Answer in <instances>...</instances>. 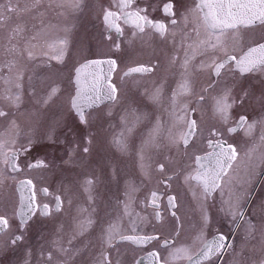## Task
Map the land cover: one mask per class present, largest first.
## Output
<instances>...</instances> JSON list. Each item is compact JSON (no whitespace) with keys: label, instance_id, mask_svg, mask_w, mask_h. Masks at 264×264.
Returning a JSON list of instances; mask_svg holds the SVG:
<instances>
[{"label":"flooded vegetation","instance_id":"obj_1","mask_svg":"<svg viewBox=\"0 0 264 264\" xmlns=\"http://www.w3.org/2000/svg\"><path fill=\"white\" fill-rule=\"evenodd\" d=\"M169 0H137V4L133 7L148 6V14L153 20H163L169 23L171 17L164 15L163 5ZM197 0H172L174 4V11L176 13L175 19L177 25L172 26L169 23V33L166 36H160L152 29H145L143 34L132 35V29L126 25L121 24L124 28V34L121 36L114 31H109L101 16L102 23L107 30L108 37L112 38L111 55L102 58H91L85 60L86 63L90 60L98 59H115L117 61L116 70L112 74L111 82L116 84L118 90L123 82L129 83H144L147 93V109L152 108L153 113L158 118H162L165 104L170 101V96L176 86L177 81L180 80V73L183 71L181 63L184 59L187 44L196 39V34L193 28L196 27V20L194 16H189V21L185 25L182 15L188 14V10L194 7ZM102 6L105 9L116 10L113 5V0H102ZM153 8L155 9L153 11ZM173 32L175 35L173 36ZM187 34V36L185 35ZM201 38H203V30L201 29ZM228 48L229 54L241 55L242 51H246L248 47L254 46L257 43H264V25L257 24L249 28H241L238 32H229L223 37ZM120 45V49L115 48L116 44ZM191 54V49H188ZM213 55L224 59L222 52H207L203 55H197L190 65V80L192 85L191 95L186 97H193L198 93L200 81L207 79L209 81L207 86L208 104L207 113L210 119L215 123L210 126L206 137L199 141V113L197 104L194 102L189 107L190 118L197 122L196 135L191 138L189 145L185 148L183 145L179 147L170 146L169 158L174 166H180V172L170 175V180H177L180 192L174 191L171 181L166 178H161V184L164 187L162 192H157L159 195V211L161 212V219L155 218L156 208L149 206L151 199L143 197L142 207L154 219L144 222L140 225L143 231H135L124 233L120 235H157L160 237L159 241H152L147 245H136L130 242H124L119 239V235L113 240L112 247H109L104 253H107L111 264H136V261L146 252L156 250L160 252L161 261L168 258V251L172 247L186 245L191 247L193 254L203 246L196 241L197 236L203 229L208 237L221 234L227 239L225 244H233L235 251L239 253L243 248L242 258L234 257L233 250L225 248L222 256L204 259L202 264H236L237 259L242 260V264L247 263V245L254 244L256 251L250 264H257L258 259L262 257L263 247L260 244V229L264 227V214L254 210L264 205V141L261 140V135H264V124L257 123L256 128L251 134H247L246 127L237 128L235 132H228L229 127H236L237 121L241 115L246 116L248 121L264 120V71H257L241 75L238 71L227 69L222 71V74L217 78L211 69L207 71H197L196 65L201 61L207 62ZM176 57L175 62L172 58ZM80 64V65H81ZM53 64H48L50 73L47 76H42L25 83L23 79L22 96L28 98H42L47 94L50 87L62 86L60 82L61 75L56 71H61ZM139 65L152 66L154 70L146 74H133L129 77H123V73L130 67ZM53 66V67H52ZM228 68H233V65H228ZM77 69V68H76ZM76 69L73 75L74 95L76 92V85L74 78ZM25 78V75L23 74ZM163 84V98L159 104L153 103L149 100V95L156 87ZM29 88L36 95L28 93ZM59 91L54 101H64V89ZM225 89L231 90V98L235 99L237 103L231 110V118L227 124L223 123L219 116L214 111V98L222 94ZM247 93V95H245ZM72 95V97L74 96ZM132 96V95H131ZM130 96V97H131ZM119 98V91L118 97ZM72 99V98H71ZM70 107L73 113V119L79 123V127L57 126L60 123L57 118H51L55 112L50 105L43 107L44 110L35 111V126L30 120L24 123L27 117H15L11 113L7 116L1 117L4 126H0V139L9 140L13 138V133L18 131V135L14 136L15 143L10 144L9 147L18 152L16 163L20 171H12L10 167L0 164V169L3 170L4 182L0 184V215L5 216L9 220V229L5 233L0 234V264H100L103 259L101 255L103 252L98 249L99 246H107L104 238V230L111 223H118V217L115 216L118 207L94 208L87 206V192L84 196L78 195V189L85 187V181L89 178L87 175V167L91 164L89 155L93 151V137L94 130L90 131L92 125L91 119H95L94 114L98 113L104 107L115 105L117 100L109 101L89 107L85 109V116L87 123H82L75 109ZM182 97L180 98V102ZM204 101V100H203ZM198 96L196 97V102ZM242 101V102H241ZM187 103V100L184 101ZM137 105L132 106V112H138ZM171 118L174 119L173 116ZM13 119L18 125V129L11 128V121ZM12 120V121H13ZM91 122H90V121ZM175 121V120H174ZM176 124H178L176 122ZM22 125V126H21ZM41 126L46 127L44 130H35ZM48 129L52 131L47 132ZM132 129V128H131ZM176 130V129H175ZM183 131H186L182 128ZM213 130L219 132L221 135L213 136ZM180 131H177L180 133ZM43 140L41 143L36 142L35 139ZM93 136V137H92ZM175 136V135H174ZM133 143H138L132 132ZM223 140L228 144L235 146L237 158L232 162V168L228 170V175L222 182L224 194L221 195L220 189H217L210 197L203 199L202 188L196 181L185 183V175L195 174L196 164L194 162L195 155H202L210 151L207 147V141ZM33 141V142H31ZM204 141V149H201ZM137 144H135L136 149ZM148 146L145 144V147ZM88 148L85 152L84 149ZM11 155V152L8 153ZM145 156H149L147 149H144ZM37 161H43L47 167L44 168H29L30 164ZM159 165V164H158ZM157 165V169H158ZM73 168L75 174H71ZM31 179L35 185L37 193L36 203L38 205L48 204L49 214H43L38 207L34 214H30L27 224L23 227L20 223V189L19 181ZM94 182V178H90ZM231 181L230 184L227 181ZM165 181H167L165 183ZM175 185V187L177 186ZM42 188L49 190V195L44 196L41 193ZM193 191L196 195H193ZM229 191L234 193H244L242 201L243 210L246 218H251L256 224L257 231L255 239H249L245 242V224L241 222L239 229L236 228L232 218L224 211H221L225 205L223 201L228 199ZM60 196L62 204L59 211L56 210L55 197ZM175 197V207L168 203L169 197ZM203 203L209 216V222L205 225L203 220L204 211L201 208ZM86 208L87 213H81L80 209ZM121 209V208H120ZM108 210V211H101ZM175 215H172V213ZM91 214L94 223L83 235L77 234V224L84 218V216ZM99 222V227L96 224ZM158 227V230H152V226ZM99 228H101L99 232ZM95 231V232H94ZM20 235L23 237L16 245L9 243L13 236ZM169 239L174 241L169 248H164L163 240ZM71 241V243H69ZM119 246L123 247V251L118 250ZM258 246V250H257ZM262 247V249H261ZM67 251H64V250ZM52 253V260H48V253ZM101 255V256H100ZM176 264H188L186 260L176 262Z\"/></svg>","mask_w":264,"mask_h":264},{"label":"snow or ice","instance_id":"obj_2","mask_svg":"<svg viewBox=\"0 0 264 264\" xmlns=\"http://www.w3.org/2000/svg\"><path fill=\"white\" fill-rule=\"evenodd\" d=\"M41 3V0H33L32 7H37ZM137 4V0H113V5L116 10L105 9L103 20L109 31H114L119 35L124 34V28L121 24L130 27L132 35L143 34L145 29H152L160 36H166L169 33V23L174 27L177 25V20L175 19L174 4L172 0L163 5L162 11L165 16L171 17L169 23L163 20H153L148 14V6L145 7H133ZM58 7L70 6L73 8H79L80 0H59L57 4ZM19 9L12 4V0H8L7 5H0V26H3L4 22L10 19V16L6 13L16 12ZM25 11L27 9H24ZM155 9L153 8V11ZM194 16L196 20V27L193 31L196 34V39L191 43L187 44L185 50L184 59L181 63V68L183 71L180 73V80L177 81L175 88L173 89L170 96V107L172 109L170 115L174 117L175 122L186 124L187 130L180 133L177 136L169 134V143L173 146L179 148L183 145L185 148L190 143L191 138L196 135L197 132V122L195 119L190 118V110L187 103H180V98L191 95L192 85H191V72L190 65L191 62L196 58V56L203 55L207 52H222L224 54V59H219V57L213 55L207 62L201 61L196 65L197 71H207L211 69L213 74L219 78L222 71L227 69L228 71L236 70L241 75L248 73H254L257 71H264V43H257L254 46H250L246 51H242V54L237 56L229 54L228 48L225 44L223 37L229 33H236L241 28H249L257 25H264V0H197L194 7L188 10V14H183L182 19L187 25L189 21V16ZM201 29L203 30V38H201ZM24 31L21 25H17L13 29V36L9 37V40L15 38V36L20 35ZM175 33L173 32V36ZM187 36V34H185ZM33 40L37 39L36 36L32 37ZM61 47L58 54L53 59L62 61L64 52L66 50L67 41L60 40ZM34 47V45H33ZM51 47H54L51 46ZM117 50L120 49V45L117 43L115 45ZM188 49H191V54ZM16 51V46L13 45L8 49L9 53ZM27 56L29 59L34 58L32 51L27 50ZM176 57L172 58L174 63ZM228 65H233V68L229 69ZM117 61L115 59L109 58L106 60H93L81 64L76 69L75 84L76 92L71 99V106L76 110L79 119L82 123H87L85 116V109L91 107L92 105L98 103L102 98H107L111 101H116L118 97V88L116 84L111 82L112 74L116 70ZM4 68H7L8 74L5 76H0V80H3L5 88L2 93H0V99L7 101L10 105L19 106L22 101V81L24 79L22 70L17 67L15 60L7 61L3 65H0V72ZM15 70V71H14ZM154 70L152 66L139 65L135 67H130L123 73V77H129L133 74H146ZM31 79V78H29ZM15 89V91L13 90ZM59 92L58 86L50 87L47 94L42 98V103L47 105L53 97ZM247 95V93H245ZM149 100L153 103L159 104L163 98V84L155 88V90L149 95ZM204 97L199 96L198 101H203ZM38 103L41 101L38 100ZM242 102V101H241ZM237 103L235 99L231 98V90L225 89L222 94L214 98V111L220 120L227 124L231 118V110L233 106ZM135 122H139L142 118L136 115L135 110L132 114ZM7 116V113L0 108V117ZM124 119V118H122ZM125 119V123L127 124ZM257 123L264 124V120L261 121H248L246 116L241 115L237 121L236 127H229L228 132H235L237 128L246 127L247 134H251L256 128ZM175 126V125H174ZM11 128L18 129V125L13 120L11 121ZM160 121L157 120L156 126L153 128L152 132L149 134V140L146 144H152L155 147H159L156 140L160 134ZM131 128H127L128 132H131ZM18 131L13 133V138L9 140L0 139V164L7 165L12 171H20L17 166L16 158L18 152L14 151L9 147L10 144L15 143L14 136L18 135ZM213 136L221 135L219 132L213 130ZM261 140L264 141V135H261ZM115 143L123 150L126 148V143L124 139V133L121 132L120 135L115 139ZM207 147L210 151L205 152L202 155H195L194 162L196 164L195 174L189 173L185 175V183L190 181H196L197 184L202 188L203 199L210 197L217 189H220L221 195L224 194V188L222 187V182L224 178L228 175V170L232 168V162L237 158V152L235 146L228 144L223 140H212L207 141ZM85 152L88 148L84 149ZM11 152V155L8 153ZM141 160H144L143 154L141 155ZM29 168H44L47 165L43 161H37L28 166ZM142 169L146 166L141 165ZM165 165L163 163L158 165V171L164 172ZM172 177L169 176L167 179L170 180ZM6 177L4 176L3 170L0 169V184L4 182ZM167 181H165L166 183ZM92 179H87L85 181L84 190L87 192L88 199L92 200ZM228 184L231 181H227ZM20 189V223L23 227L27 224V220L30 214H34L35 209L38 207L42 210L43 214H49V205L43 204L38 205L36 203L37 193L35 191V185L31 179L19 181ZM41 193L44 196L49 195V190L47 188H42ZM134 192L135 189L133 188ZM130 195V194H129ZM193 195L196 193L193 191ZM244 199V193H234L229 191L228 199L222 203L225 207H222L221 211H224L228 216H230L239 229L241 222L245 224V237L244 240L247 242L249 239H255V233L257 231L256 224L251 218H246L245 212L243 210L242 201ZM56 200V210L59 211L61 208V198L60 196L55 197ZM159 195L157 192L151 193V199L149 206L157 209L155 212V218L157 220L161 219V212L159 209ZM168 203L172 207H175V197H169ZM201 208L204 211L203 220L205 225L209 222V216L207 210L203 203ZM80 212L87 213L86 208H81ZM257 212L264 214V205H261L254 210V214ZM125 214L130 215L129 205L125 204ZM138 215V214H137ZM172 215H175L173 212ZM142 219V218H141ZM94 220L91 214L84 216L77 224V234L83 235L89 228L92 227ZM10 227L9 220L3 215H0V234H3ZM136 225L133 221V231H135ZM119 235V225L118 223H111L104 230V238L108 247H112L113 240ZM23 237L20 235L13 236L9 243L16 245ZM120 240H128L136 245H147L152 241H159L160 237L157 235H119ZM227 237L218 234L208 237L204 230L202 229L200 234L197 236L196 241L201 243L203 246L199 251L193 254L191 247L186 245H180L177 247H172L168 251V258L161 261L160 252L156 250L148 251L145 255L141 256L136 264H176V262L181 260H186L188 264H202L204 259H210L212 257L222 256L225 252V248L233 250L234 257L242 258L243 248L239 253L235 251L233 244H225ZM260 244L264 247V228L260 229ZM71 243V241H69ZM174 241L169 239L163 240V247L169 248ZM64 251H67L66 249ZM103 259L100 264H111V260L107 253H102ZM48 260H52V253H48ZM27 264V261H26ZM236 264H242L241 259H237ZM260 264H264V259L260 261Z\"/></svg>","mask_w":264,"mask_h":264},{"label":"rangeland","instance_id":"obj_3","mask_svg":"<svg viewBox=\"0 0 264 264\" xmlns=\"http://www.w3.org/2000/svg\"><path fill=\"white\" fill-rule=\"evenodd\" d=\"M58 3L59 0H41L37 7H32L33 0H12V4L19 10L6 13L10 16V19L5 21L3 26H0V65L7 61L15 60L17 67L25 75V83L29 84L32 79L37 77L40 79V77L47 76L51 72L47 66L48 64H53L56 67L59 64L61 66L59 68H62L61 71H56V73L61 75L58 77L62 83V86H58L59 91L66 87L64 89V105V101L58 102L53 99L45 105L42 103L41 96L37 98L22 96L19 106L10 105L7 101L0 99V108L11 113L13 116L10 117L12 118L15 117L14 112L17 117H27L24 123L32 120V126H35V119L37 118L35 111H38V109L42 111L44 110L43 107L50 105L55 110L51 118H57L60 123L57 126L70 125L79 127V123L73 119L70 107V99L74 95V71L85 60L110 56L112 38L108 37L107 30L101 20L104 12L101 4L102 0H80L79 8L70 6L58 7ZM7 4L8 0H0V5ZM24 9L27 10L25 11ZM17 25H21L24 31L10 41L9 37L13 36V29ZM33 36H36L37 39L33 40ZM60 40L67 41L62 61L52 58L58 54L61 47H64L59 44ZM13 45L16 46V51L9 53L8 49ZM53 45L54 47H51ZM26 49L33 52V59L28 58ZM7 74V68L0 72V76ZM36 74L39 76L36 77ZM208 83L207 79L201 80L198 93L192 98L184 96L180 102L184 103L187 100L188 107L193 102L195 105L197 104L199 113L198 138L200 142L206 137L210 126L215 123L210 119L206 110L207 105H209L208 92L206 91ZM4 88L3 80H0V93H2ZM119 88V98L116 104L104 107L93 115L95 119H91L90 131L94 130L95 134L94 137L92 136L94 147L89 155L91 164L87 167V175L88 179L94 178V183L91 192L93 199H87V206L95 209L118 207L115 216L118 217L120 235L143 231L144 229L140 228V225L154 219L143 209L142 199L143 197H148L149 199L152 192H162L164 187L161 184V178L177 173L183 175L184 172L179 171L181 167L179 165L174 166L170 161L172 157L169 158L171 153L168 148L174 146L169 143L168 137L170 133L173 136L179 135L183 131L182 128L185 129L186 124H176L174 119L171 118L170 101L167 106L165 104L162 118L155 116L152 108L147 109V93L144 83H129V81H126ZM13 90L15 91V89ZM27 90L29 94L36 95L32 92V88ZM197 96H203L204 101L196 102ZM38 100L41 102L38 103ZM134 105L139 107L136 115L142 117L139 122H135L134 117L131 115L132 106ZM125 119L128 121L127 124ZM8 120L12 121L13 119ZM157 120L160 121L161 125L160 134L156 140L159 147L146 144V141L149 140V134L156 126ZM4 125L0 117V126ZM127 128H132L131 132H128ZM43 129H46V127L37 128L35 136L36 134L46 136L37 133L38 130ZM51 131V129L47 130L48 133ZM177 131H180V133ZM121 132L124 133L126 143V148L123 150L115 143V139ZM132 132H134L135 138L138 139V143H135L137 144L136 149L132 139ZM40 135L38 139H35L36 142L34 143L43 142L40 139ZM145 144L148 146L145 147ZM200 147L204 149V141ZM145 148L149 156H145ZM177 150L179 151V148ZM142 154L144 156L143 161L141 160ZM161 163L165 165L164 172H160L157 169V165ZM142 164L146 166L143 169L141 167ZM71 174H75L73 168H71ZM170 181L175 188L174 191L180 192L181 194L179 195L182 196V190H180L179 184L177 185V180ZM175 185L177 186L175 187ZM133 188L135 189L134 192L132 191ZM78 191L80 192L78 195L84 196V187L78 189ZM125 204L129 205L130 215L125 214ZM133 221H135L136 225L135 231H133ZM96 224L99 227V222H96ZM100 230L101 228H99V232ZM152 230L160 231L154 225ZM122 248L119 246L118 250L123 251ZM98 249L104 253L109 247L99 246ZM255 251L256 246L254 244L247 245L248 264L251 263L250 260L254 256ZM262 259H264V247L262 257L260 260L258 259L257 264H260Z\"/></svg>","mask_w":264,"mask_h":264},{"label":"water","instance_id":"obj_4","mask_svg":"<svg viewBox=\"0 0 264 264\" xmlns=\"http://www.w3.org/2000/svg\"><path fill=\"white\" fill-rule=\"evenodd\" d=\"M257 24H259V23H257ZM91 61H93V60H91ZM74 81H75V79H74ZM109 101H111V100H108L107 98H102L98 103L92 105L91 107L96 106V105H100V104H102V103H106V102H109ZM75 111H76V110H75ZM122 241L132 243L131 241H128V240H122ZM133 244H134V243H133Z\"/></svg>","mask_w":264,"mask_h":264}]
</instances>
